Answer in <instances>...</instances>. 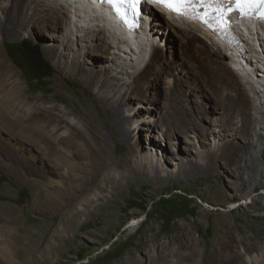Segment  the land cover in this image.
I'll return each mask as SVG.
<instances>
[{"label": "bare ground", "instance_id": "bare-ground-1", "mask_svg": "<svg viewBox=\"0 0 264 264\" xmlns=\"http://www.w3.org/2000/svg\"><path fill=\"white\" fill-rule=\"evenodd\" d=\"M155 20L159 23L154 22ZM176 20L183 26H180V23L177 25ZM232 20V29L244 46L245 52L242 54L233 45L216 37L201 22L176 15L160 5H142L138 27L127 32L111 18L103 5L95 4L94 0H0V37H18L23 30L32 36L37 28L44 31L50 40L46 49L56 66L67 69L68 73L76 72L86 85L99 86V98L111 110L110 113L115 112L119 116L117 119H120V123L116 129L121 131L125 138L132 139L139 134V142L136 140L122 159H111L110 150L108 151L110 136L99 127L96 120L91 119L87 105L80 99L71 98L65 92L64 95L58 93L61 95L57 99L58 102L50 101L55 96H31L24 80L10 61L3 38L0 39V154L14 159L18 167H14L13 163L11 167L17 168L19 173L22 170L20 168L27 170L28 174L41 184L44 192L51 196L50 199L56 200L62 211V227L56 228L54 233L47 236V242L45 241L42 253L45 260L50 259L49 254L54 245L58 246L67 238L68 231L73 228L82 210L100 199L93 193L95 189H104L108 182L114 184L110 196L106 195L103 202H98L89 210L90 214L107 207L109 201L119 193L122 177H119L117 172L123 165H131L132 158L129 154L141 145L140 138L144 134H140V124L148 125L143 127V130L149 133L145 137L155 146L158 140L157 147L176 141L179 149L177 156L181 164L173 171L186 178L198 177L199 172L208 170L215 159H222L223 151L232 150V146L228 144L222 147L218 145L220 135H230L229 130L244 133L243 153L250 154L252 150H257L259 135L264 130V125H259L258 116L262 108L260 101H264V19L240 16L233 17ZM154 26L159 29L155 30ZM169 38L179 39L184 43L186 52L191 55L198 54L200 59L196 61L187 54L188 59L179 61V57L172 54L173 67L168 70L171 74H168L162 63V54L166 50L164 51V47H158L157 43L162 40H167L168 43ZM167 43L164 46H167ZM228 70L235 73L239 82L241 81L255 98L251 101L254 110L251 113L245 109L250 101L248 96L240 88L230 84L226 77ZM164 73L173 77H166L164 83L167 85L166 90L173 94L175 100L183 97L184 99L179 101L188 103L187 97L178 93V90L182 89V86L193 88L194 92L187 90L186 93L191 97L189 100L199 105L196 106L199 113L212 115L208 125L213 130L212 137L206 135L207 129L203 127L199 128V132L196 131L199 125L193 116L196 114L194 109H188L190 116L186 117L181 113V105L184 104L180 105L178 100L181 107H177L174 102L172 104L175 106L169 101L162 102L160 98L154 103L152 96H158L160 79ZM191 78L198 82L196 87L190 82ZM127 90H132V97L135 99L145 95L143 105H135L137 111L133 114V124H130L132 116L128 115L124 107ZM207 91L218 96L215 104ZM48 99L50 104L45 103ZM91 100L94 102L95 99ZM70 115L81 123L80 127L69 120ZM154 116L156 119H152ZM142 117L150 120L141 119ZM4 118L18 123L21 129L10 133L13 126ZM123 124L127 126L121 127ZM156 127H159L157 135H152V129ZM116 129L112 127L113 133ZM250 129L254 132H250ZM188 130L193 132V137L199 143L211 146L206 158L204 157V163L200 162V159L190 158V148L183 147L182 151L180 135H185ZM208 139L213 140V146L207 143ZM182 156L187 160L184 161ZM243 156L237 155V158L244 160ZM160 160H157L155 165L152 162L154 158L145 166H142L141 161L135 163L136 167L149 177L170 178L171 173H164L160 168ZM88 167L90 169H87ZM130 167L128 166L129 169ZM243 169L245 167L241 165L236 166L238 173ZM88 170L90 177L87 179L85 174ZM53 202L51 201L52 207ZM43 206L44 204L41 207ZM14 210L10 205L0 203V262L31 264L34 259H39L33 253L38 240L28 228L13 224L18 222V215H15ZM12 213L14 218L10 220L9 214ZM178 229L180 242L175 248L169 249L167 241L159 242L157 233L143 239L141 247H148L149 264H183L187 261L196 262L198 257L203 256L198 238L191 230L182 224ZM18 234H22L23 243L15 241ZM152 247L157 250L156 254L150 253ZM184 248L187 251L181 252ZM208 256L211 264H233L242 257L240 252H235L230 260L222 262L216 249ZM172 257H176L175 263H172ZM130 259L133 260V256ZM127 260L128 257L125 256L118 264H129ZM133 263L141 264L138 260Z\"/></svg>", "mask_w": 264, "mask_h": 264}, {"label": "rangeland", "instance_id": "rangeland-1", "mask_svg": "<svg viewBox=\"0 0 264 264\" xmlns=\"http://www.w3.org/2000/svg\"><path fill=\"white\" fill-rule=\"evenodd\" d=\"M178 20H176V23L177 25L180 23L179 25L181 26L182 24ZM154 22L159 23L157 20ZM149 28L150 25H148V30ZM154 29H159V27L154 26ZM40 30L37 28L32 36L26 30H23L18 37L10 35L0 37V39L3 38L4 46L13 67L24 80L30 95L50 96V98L55 96L53 100H45L46 104H50L49 100L58 102L57 99L61 95H64V92L73 99H80L87 105L92 116H90L91 119L96 120L99 127L101 126L100 128L104 129L105 133L110 136H108L110 139L108 151L110 150L111 159H115V157L122 159L128 150L134 146L136 140L139 142V134L132 139H127L121 131H117V124L120 123V119H117L119 116L115 112L110 113L111 110L99 98V86L86 85L81 76L76 72L73 74L68 73L67 69L56 66L46 49L47 45L50 44V40L43 33L44 31ZM167 34L168 31L165 32L166 38L168 37ZM165 43H167V40H162L157 44L158 47H164V51L166 50L162 54V63L166 67L167 73L171 74L168 70H171L173 67L172 54L178 56V60L180 59L179 61H181L188 59L186 55L189 53L186 52L185 45L183 46L184 43L177 38L175 40L169 38L167 46H164ZM189 55L193 59H196V61L200 59L198 54L193 55L192 53V55ZM33 57L44 66V71H47L50 74L49 76L39 81L35 80L34 77L40 75L41 69L37 65V62L32 60ZM168 74L164 73L160 79L158 96H152L154 103L159 98L162 102L167 103L169 101L171 104L174 102L177 107L182 106L181 110L183 109V111L181 113L186 117L190 116L188 109H194V113L197 115L193 114V116L199 125L196 131L199 132V128L203 127L207 129L206 135L212 137L213 130L208 126L212 115L208 116L206 115L207 113L201 111L199 113L196 108L199 105L189 100L191 97L186 92L192 91L193 88L182 86V89L178 90V93H183L187 97L188 103L186 101H179L184 99L183 97L175 100L173 94L168 93L165 88L167 86L164 83L165 78L172 77ZM226 77L230 80L231 85L240 88L248 96L250 101L247 102L246 111L249 113L254 111L252 109V102L255 98L252 97L243 83L239 82L235 73L228 70ZM190 82L195 87L198 84L197 81H194V78H191ZM207 92L215 104L218 96L210 91ZM132 95V90H127L126 105L124 104L126 112L132 116H130V124H133L135 121L133 115L137 111L135 105H143V98L145 97V95H142L140 99H135ZM92 98L95 99L94 102L91 100ZM177 100L180 102V105H184L180 106ZM257 102L259 101L257 100ZM59 104L64 105L62 102H59ZM205 104H207L206 101ZM260 104L262 108L261 113L258 115L260 118L259 125L263 126V99L260 101ZM172 105L175 106L174 104ZM109 113L112 115L110 116ZM4 119L13 126L10 133H15L14 130L17 132L21 129L18 123H14L7 118ZM141 119L150 120V118L143 117ZM152 119H156L155 116ZM69 120L77 124V126H81V123L74 116L70 115ZM103 120H106L107 123ZM108 122H112L110 123L111 125ZM204 122L206 124L203 125ZM245 122L250 121L245 120ZM122 126L126 127L127 125L123 124ZM140 126H142L140 134H144L140 138L142 147L141 145L137 148L135 147L133 152L129 154L132 161L130 162L131 165L128 166H131L132 170L127 165H123L124 167L122 166L118 170L119 177H122L119 183L120 191L109 201V205L107 206L109 208L105 207L91 214L88 213L98 202H103L106 195L110 196V191L114 185L111 182H108L102 190H94L93 193L98 195L100 199L82 210V214L73 228L68 231L67 238L62 240L58 246L54 245V249L49 254L50 259L47 260H45L42 254L43 247L46 245L47 236L54 233L56 228L62 227V222H60L62 211L57 206L56 200L50 199L51 196L44 192L41 184L35 181L34 177L28 174L27 170L20 168V170L24 171L21 170L22 173H19L17 168L15 170L11 167L12 163L14 167H18L14 159L0 154V203L13 207L15 215H18L17 224H13L28 228L30 233L32 231V236L38 240V245H36L37 247L33 253L39 259H34L31 264H118L119 260L125 256L128 257L127 261L129 264H136L133 262L137 260L141 264H149L148 247L145 249L141 247L146 237L157 233L159 242L167 241L169 249L175 248L178 242H180V237H178L180 233L178 226L180 224L188 227L192 234L198 238L200 252L203 253V256L198 257L196 262L187 261L183 264H211L208 255L214 249L219 251L222 262H225L227 259L230 260L233 257L231 255H234L235 252H240L242 255L241 259L233 264H264V157L261 156L264 155V130L259 135L260 139L257 150H252L250 154L249 152L243 153L245 151L242 148L245 136L243 132L229 130L230 135H220L218 145L222 147V145L228 144V146H232V150L230 152L223 151L222 159H215L208 170H203L201 171L202 173L199 172L198 177L186 178L173 171V169L176 170L181 164L177 156L179 149L176 141L174 142L173 140V143H167L166 146L162 144V147L159 146V148L157 147L159 144L158 140H156L158 144L156 143L155 146L149 138L145 137L149 133H146L143 127L145 128L148 125L140 124ZM112 127L114 130L116 129L115 133H113ZM158 129L159 127L152 129V135H157ZM249 131L254 132L252 129ZM183 135H180V139H182L181 143L183 144H181L182 151H184L183 147L190 148V158L193 160L200 159V162L204 163L207 151L211 146L208 147V145L199 143L193 137L194 135L191 130L186 132V136ZM207 143H211L212 146L214 145L212 139H208ZM237 155H244V160H239ZM146 156L148 159H145ZM151 158H154V161H152L154 165L157 160L161 159L160 168L164 170V173H171V177H162V179L149 177V175L147 176L146 173H143L141 169L136 167L135 162L141 161L142 166H145L151 162ZM183 160L186 161L187 159L183 158ZM227 160L228 162H226ZM83 164L85 166L84 161ZM238 165L245 167L240 173L236 171V166ZM87 169H90V167ZM87 172L85 178L88 179L90 177V170ZM39 194L40 196H38ZM51 201H55V203L53 202L54 207H52ZM39 203L40 205H38ZM41 203L44 204L43 207H41ZM9 215L11 216L10 220H13V213ZM15 241L23 243L22 234H18ZM156 251L152 247L150 253L156 254ZM186 251V248L181 250V252ZM26 255H28V252H26ZM256 255L258 256L256 257ZM132 256L133 260L130 259ZM172 259V263L177 261L176 257H172ZM0 264L6 263L0 262Z\"/></svg>", "mask_w": 264, "mask_h": 264}, {"label": "snow or ice", "instance_id": "snow-or-ice-1", "mask_svg": "<svg viewBox=\"0 0 264 264\" xmlns=\"http://www.w3.org/2000/svg\"><path fill=\"white\" fill-rule=\"evenodd\" d=\"M107 2L123 19L129 9L133 10L134 17L138 15L135 9L141 0H107ZM153 2L177 14L201 18L206 24L210 22V19H214L223 27L228 26V16L232 11L240 15H264V0H153ZM122 8L125 9L124 12H121ZM199 11H204L205 16L200 17Z\"/></svg>", "mask_w": 264, "mask_h": 264}, {"label": "trees", "instance_id": "trees-1", "mask_svg": "<svg viewBox=\"0 0 264 264\" xmlns=\"http://www.w3.org/2000/svg\"><path fill=\"white\" fill-rule=\"evenodd\" d=\"M32 60H33L34 62H37V65H38V66L40 67V69H41L40 75H36V76L34 77L36 81H39V80H41V79H44V78H46L47 76L50 75L47 71H44V70H45L44 66H42V65L40 64V62H39L35 57H33ZM14 64H16V63H14ZM16 65H17V64H16Z\"/></svg>", "mask_w": 264, "mask_h": 264}]
</instances>
